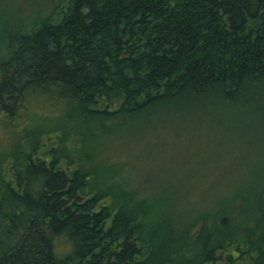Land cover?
Masks as SVG:
<instances>
[{
	"label": "trees",
	"instance_id": "16d2710c",
	"mask_svg": "<svg viewBox=\"0 0 264 264\" xmlns=\"http://www.w3.org/2000/svg\"><path fill=\"white\" fill-rule=\"evenodd\" d=\"M58 3L0 63V264H264V174L183 218L104 156L172 115L264 132V0Z\"/></svg>",
	"mask_w": 264,
	"mask_h": 264
},
{
	"label": "rangeland",
	"instance_id": "374dc122",
	"mask_svg": "<svg viewBox=\"0 0 264 264\" xmlns=\"http://www.w3.org/2000/svg\"><path fill=\"white\" fill-rule=\"evenodd\" d=\"M57 3L58 0H0V63L9 50L10 34L47 17L53 7L61 5ZM241 111L245 120L233 111L198 114L189 119L164 117L155 130L133 135L126 143L108 138L104 156L123 167L121 173L129 178L130 188L142 186V195L156 191L153 199L170 192L183 197L177 214L190 218L198 206L204 207L242 184L256 183L264 174V132L248 129L255 123L252 113L249 107ZM12 145L0 122V178L1 157ZM163 234L164 238L168 236L166 231Z\"/></svg>",
	"mask_w": 264,
	"mask_h": 264
}]
</instances>
